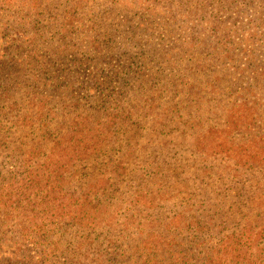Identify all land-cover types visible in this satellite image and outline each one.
<instances>
[{"label":"trees","instance_id":"16d2710c","mask_svg":"<svg viewBox=\"0 0 264 264\" xmlns=\"http://www.w3.org/2000/svg\"><path fill=\"white\" fill-rule=\"evenodd\" d=\"M7 244L264 264V0H0Z\"/></svg>","mask_w":264,"mask_h":264},{"label":"rangeland","instance_id":"374dc122","mask_svg":"<svg viewBox=\"0 0 264 264\" xmlns=\"http://www.w3.org/2000/svg\"><path fill=\"white\" fill-rule=\"evenodd\" d=\"M28 247H30V246H28ZM4 252H6V253H4ZM15 252H16L15 247L11 246L9 244L4 245L3 247H1V250H0V263H2L3 261L6 262V260L10 259V256H12V254L15 253ZM29 252H31V251L29 250ZM26 260H27V263H29L28 259H26Z\"/></svg>","mask_w":264,"mask_h":264}]
</instances>
